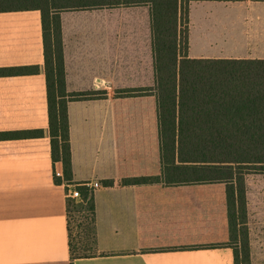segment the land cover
<instances>
[{"label":"crops","instance_id":"crops-1","mask_svg":"<svg viewBox=\"0 0 264 264\" xmlns=\"http://www.w3.org/2000/svg\"><path fill=\"white\" fill-rule=\"evenodd\" d=\"M196 4L211 55L191 57L264 59V0H188L190 20ZM118 7L81 28L59 13L66 91L104 92L67 103L70 184L54 180L40 11L0 8V69L33 68L0 74V132L31 133L0 139V264H234L224 183L122 182L161 165L156 99L141 92L154 85L149 8ZM91 182L94 254L72 259L68 190ZM259 218L247 223L250 264H264Z\"/></svg>","mask_w":264,"mask_h":264},{"label":"trees","instance_id":"trees-1","mask_svg":"<svg viewBox=\"0 0 264 264\" xmlns=\"http://www.w3.org/2000/svg\"><path fill=\"white\" fill-rule=\"evenodd\" d=\"M131 5L149 6L154 85L141 92L152 91L156 99L161 172L122 182L224 183L230 239V208L235 203V190L240 196L243 190L242 170L264 167V59L189 57L188 9H182L181 0H0L1 9L40 11L51 159L61 163L62 180L73 183L67 103L93 95L66 91L59 13ZM32 70L6 68L0 69V74ZM133 91L120 93L130 95ZM103 95L94 92V97ZM22 135L31 133L0 132V139ZM54 180L61 182L58 177ZM79 187L82 199L88 196L94 221L93 193L84 185ZM240 207L244 210L242 198ZM68 244L72 259L89 257L73 255ZM233 253L234 264H250L245 232L241 261L235 248Z\"/></svg>","mask_w":264,"mask_h":264},{"label":"rangeland","instance_id":"rangeland-1","mask_svg":"<svg viewBox=\"0 0 264 264\" xmlns=\"http://www.w3.org/2000/svg\"><path fill=\"white\" fill-rule=\"evenodd\" d=\"M182 9L188 6V0H181ZM148 6V5H146ZM145 7H141L140 11L143 12ZM149 8V6H148ZM200 9H203L201 5H193L191 8L192 11V20L189 18L188 14V50L187 55L191 56H207L211 55L209 52H202L209 48L208 44L202 43L203 36V24L205 22H201L198 20L196 16L201 12ZM138 10V9H137ZM127 10L124 7L117 8H93V9H77V10H64L61 11L60 15L63 17L72 16V18H77L78 20L71 21L73 26L70 28H76L75 25H86L87 23H91V21L86 17L90 15H94V12H126ZM84 15L85 17H81ZM78 16V17H74ZM84 19V20H82ZM210 24V22L206 21V26ZM79 28V29H80ZM81 35V32L79 33ZM62 38V32H61ZM212 40H218V38H211ZM240 39V38H239ZM238 39V40H239ZM235 44L239 45L238 42ZM226 48L227 44L224 42L222 44L212 43L211 49H219L218 48ZM63 48V47H62ZM201 51V52H197ZM78 92V91H77ZM83 92V91H81ZM86 92V91H84ZM90 97H94V92ZM88 97V98H90ZM87 99V98H86ZM243 174V190L241 196L238 195L235 190L234 193V201L235 203L230 208V214L233 217L232 224L230 226L231 238L229 239L228 244L235 248L239 252V260L241 261V248L242 241L244 239V232L246 233V238L249 245V225L248 221H254V223L260 220V217H264V167H247L242 170ZM61 177H63V173H61ZM93 183V182H91ZM89 183L80 184L81 186H85ZM87 187V186H86ZM75 188L80 196V198H67V217H68V241L70 242L73 248V255H82V256H91L94 254V239H93V219L92 215L89 211V202L88 196L85 199H82L81 187L79 185L71 186L70 189ZM88 188V187H87ZM69 189V190H70ZM89 191L92 188H88ZM68 190V191H69ZM243 199L245 202L244 210L240 207V199ZM250 211V212H249ZM261 211V213H259ZM236 237V239H234ZM249 255H250V246H249ZM240 264H244V262H240Z\"/></svg>","mask_w":264,"mask_h":264},{"label":"built area","instance_id":"built-area-1","mask_svg":"<svg viewBox=\"0 0 264 264\" xmlns=\"http://www.w3.org/2000/svg\"><path fill=\"white\" fill-rule=\"evenodd\" d=\"M54 174L56 175V176H60L61 177V172L59 171V170H56L55 172H54ZM85 186H87L88 188H95V187H97L98 186V183L97 182H93V183H89V184H87V185H85ZM68 196L69 197H72V198H80V196H79V194H78V192H77V190L75 189V188H73V189H70L69 191H68Z\"/></svg>","mask_w":264,"mask_h":264}]
</instances>
